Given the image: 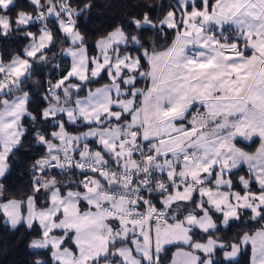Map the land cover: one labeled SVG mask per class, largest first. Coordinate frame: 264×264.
I'll use <instances>...</instances> for the list:
<instances>
[{"label": "snow or ice", "instance_id": "obj_1", "mask_svg": "<svg viewBox=\"0 0 264 264\" xmlns=\"http://www.w3.org/2000/svg\"><path fill=\"white\" fill-rule=\"evenodd\" d=\"M95 9L0 0V223L25 264H264V0H130L88 33Z\"/></svg>", "mask_w": 264, "mask_h": 264}, {"label": "trees", "instance_id": "obj_2", "mask_svg": "<svg viewBox=\"0 0 264 264\" xmlns=\"http://www.w3.org/2000/svg\"><path fill=\"white\" fill-rule=\"evenodd\" d=\"M22 6H27V0H19ZM96 9L91 13L87 20L81 21L84 31L92 33L99 28L111 24L117 19L120 13L124 10V5L130 0H95ZM110 5L106 7L105 5ZM9 48L15 45H9ZM2 50V49H0ZM47 71V70H46ZM44 73H38L34 79L43 80ZM35 89V85H29ZM37 103L41 101L37 100ZM35 107V105H34ZM36 156L34 149L22 150L21 155L17 159L15 165V172L9 178V183L13 186H23L27 180V167L32 159ZM241 229L239 227H232L229 235L236 234ZM28 235L26 229L22 226L17 230L16 235H12L7 225L0 223V239L10 241V246L0 253V264H25L28 259L27 240ZM244 264V261H241Z\"/></svg>", "mask_w": 264, "mask_h": 264}]
</instances>
